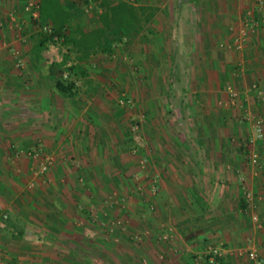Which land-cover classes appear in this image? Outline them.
Instances as JSON below:
<instances>
[{
    "label": "crops",
    "instance_id": "0c3cea01",
    "mask_svg": "<svg viewBox=\"0 0 264 264\" xmlns=\"http://www.w3.org/2000/svg\"><path fill=\"white\" fill-rule=\"evenodd\" d=\"M27 1L0 0V264H108L102 256L112 264H208L210 244L226 249L224 264H257L239 255V249L256 250L264 264V168L253 165L240 146L253 131L252 120L241 119L239 108L229 103L230 87L250 114L264 110V102L249 89L252 83L264 87V24L243 49L229 47L247 10L256 9L254 0H135L155 8L135 38L142 35L145 43L131 49L133 66L140 68L133 74L137 79L131 94L148 117L140 126L149 150L145 179L151 195L133 204L135 216L144 218L132 221L130 229L150 233L134 249L112 254L90 228L93 223L107 228L101 220L104 197L112 198L116 189L98 191L103 198L95 210L86 200L96 194L71 185L79 178L112 183L124 174L137 175L140 160L131 148L138 141L132 136L124 151L123 129L129 119L133 125L139 118H129L118 105L113 87L128 72L104 53L82 62L71 54L67 65L78 62L85 73L70 75L74 94H61L55 84L67 47L50 42L37 49L44 25L24 10ZM80 6L85 10V3ZM11 10L22 23L21 34L9 18ZM87 14L83 22L92 28ZM13 49L20 52L21 67ZM170 67L181 68L174 82L180 88L175 96L183 103L174 110L183 122L176 124L169 118L159 123L169 111L164 102L157 105L167 96L164 84L159 92L157 84L171 81ZM160 70L164 78H158ZM187 114L190 123L185 122ZM170 129L176 133L168 134ZM38 146L53 157L44 174L35 173L37 164L26 154ZM260 150L264 152V143ZM157 180L159 186L152 183ZM144 201L154 208L147 215ZM161 228L175 235L170 244L165 242L169 246L157 243Z\"/></svg>",
    "mask_w": 264,
    "mask_h": 264
},
{
    "label": "rangeland",
    "instance_id": "374dc122",
    "mask_svg": "<svg viewBox=\"0 0 264 264\" xmlns=\"http://www.w3.org/2000/svg\"><path fill=\"white\" fill-rule=\"evenodd\" d=\"M79 4H84L86 5V2L84 0H78ZM132 2H135V0H130ZM88 3V2H87ZM93 8H95V4L92 3ZM175 38H177L175 36ZM138 41V42H137ZM137 41L133 38V40L130 43H123V44H117L115 45V48L117 49L114 54L112 55H107V59L113 60L116 63H118V65L122 68V70H125V72L127 71V75L126 78L122 77L121 81L119 82V80L115 79V83L113 85V87L115 88V92L117 93V103L118 105L122 106L123 109H125L127 112H129V118L133 117V116H138V118H141V122L142 124H146L147 122H145V120H148L147 115L144 113V106H139V104L141 103L140 101H136V98L133 94H131V86L132 84L135 83L134 80L137 79V77L133 78V74L136 75L138 74L140 71V68H134V60L132 61V59H134V53L133 51H131V49H133V46L135 45V43H137V46L139 47L140 44L145 43V39L142 37V35L139 36V38L137 39ZM59 44L62 45L61 42H59ZM134 44V45H133ZM223 44V43H222ZM219 44V46L222 48L224 46V44ZM188 46V45H187ZM225 47V46H224ZM119 48V49H118ZM186 48V47H185ZM177 52V51H176ZM179 52V51H178ZM186 52V51H185ZM74 56V54H73ZM170 69V70H169ZM169 69H167V73L170 75L171 81H168V84H166L165 82H159L157 85L158 87H156V89L158 88V92L161 91V84H164V87L162 90L165 91L166 95L170 97V99L164 98L163 101H159V103L157 102L158 107L160 108L162 102H164V107L169 111V114L164 115L163 118L161 119L159 117V123L167 122L169 119V121L171 122L170 124H173L178 121L183 122L181 119H179V117H181V115L176 114L174 108H178L179 109V105L182 106L183 103V99H178L175 94H178V92L180 91L179 85L174 82L176 80V75L177 73H181V68H176V67H170ZM178 70V72H177ZM131 71H134L133 73ZM138 73H136V72ZM184 71L186 73H189L188 69L184 68ZM131 72V73H130ZM163 72H161L160 70V75H158V78H164L162 75ZM192 73V72H191ZM165 77L167 75H164ZM111 78V77H110ZM108 78V80L110 79ZM133 80L134 82H130ZM112 81V78H111ZM140 88L141 90H144L142 87L145 88V83H140ZM184 84H190L189 81L187 83ZM181 85V84H180ZM112 86V85H111ZM138 89V92L140 91ZM155 89V92H156ZM144 92V91H142ZM122 94H124L127 98H129L131 100L130 103H125L123 105L119 104V98L122 96ZM175 96V97H174ZM178 96V95H177ZM167 105V106H165ZM137 106V107H136ZM219 106V105H218ZM141 109V111L137 110ZM220 107V106H219ZM174 110V111H173ZM137 113H136V112ZM135 114V115H134ZM186 114V113H185ZM186 116V120L185 122H192V119H188L191 115L187 114ZM183 117V116H182ZM169 118V119H168ZM127 124V128L123 129V135L125 136L126 140H128V138H132V136L136 135L138 144L133 145L134 147H132L131 149H134L135 153L137 152V156L138 157V163H139V171L137 172V175H133V177H128V175H122L121 179L117 180V182L112 181L109 182L107 180H94L95 183H92L91 181H87L85 179L83 180H79L76 181V183L74 182L73 185H71V187H76V188H82L81 190H83V188H90V191L94 192L96 195L90 199V201L86 200V202L90 203L92 206H94V209L96 210L98 207L101 206V201L99 199L103 198V195H99L98 191L106 193L108 191H110V188H112V190L116 189V194L112 195V198L110 199L109 196L110 195H106L104 197V199H106V204L107 206H104V210L106 211V215L104 219H101L104 223H109L112 220L115 219H120L123 224L125 225V229L124 230H119L116 229L113 232H109V230L107 228H102L104 227V225L101 227V229L97 226V223H93V225L91 226V234L92 236H100V243L103 245L105 244V248H107V250H109L111 252V254L113 252H117L118 250H131L130 248L134 249V246H138L140 245V242H142L146 236L149 235V233H145L144 229L142 230H138V231H134V229H130V224L132 223V221H140L141 219H143L144 217L142 215H138L135 216V214L132 211V206L133 204H135V202L141 199H144L147 196L151 195L150 192V182H148V179H145L146 177V171L148 169L147 165L150 166L149 163V150H146V136H145V132L142 127L139 128L138 132L133 131L130 127H132V119H129ZM184 122V123H185ZM131 124V125H130ZM172 127V126H171ZM171 131L168 133L172 135V133H176L175 129H170ZM235 135V134H234ZM177 137V136H176ZM48 153V152H46ZM50 154V153H49ZM243 154L245 155V152H243ZM144 160L143 162L141 160ZM77 164V163H76ZM73 165H75V163H73ZM76 166V165H75ZM107 167V166H106ZM108 168V167H107ZM106 168V169H107ZM108 170V169H107ZM149 171V170H148ZM124 170L120 173L123 174ZM107 173V172H106ZM144 176V177H142ZM99 181V182H97ZM153 184H157V186H159L158 180L156 182H152ZM132 184V187H130V185ZM96 185H98V188L96 187ZM137 186H139L137 188ZM110 187V188H109ZM143 189V192L141 193L140 191ZM118 199V201L114 200V199ZM103 202V201H102ZM143 204H146L143 206L144 209H142V212L145 213V215H147L148 212V208L150 209V211H154V208H151L150 206V201L149 202H143ZM115 212V213H113ZM131 214V215H130ZM133 219V220H132ZM108 221V222H107ZM100 222V221H99ZM139 222V224H141ZM164 228V227H163ZM161 228V230L159 231V233L155 236L157 243L159 245V247L163 246V245H168L165 243V241L161 240L159 237L165 233L167 230ZM141 229V228H139ZM150 231V230H149ZM174 233H173V238H174ZM170 244V242H169ZM169 246V245H168ZM94 251L96 252V254L98 255H103L102 251H99V249L94 248ZM102 258H104V261H107L108 264H112V260H110L108 257L106 256H102ZM95 262V261H93ZM96 264V263H95Z\"/></svg>",
    "mask_w": 264,
    "mask_h": 264
},
{
    "label": "trees",
    "instance_id": "16d2710c",
    "mask_svg": "<svg viewBox=\"0 0 264 264\" xmlns=\"http://www.w3.org/2000/svg\"><path fill=\"white\" fill-rule=\"evenodd\" d=\"M84 1L95 3V8L88 11L91 13L90 20L95 24L92 28L85 26L82 17L88 15L87 11L75 0H39L40 22L48 25L51 31L40 33L37 49L41 51L50 42H61L67 47L61 62L64 67L55 84L57 90L67 96L74 94L75 83L70 75L85 73L78 62L87 60L92 54H114L115 45L130 43L145 30L155 10L152 6L130 0ZM71 54L78 62L67 65ZM64 72H67L66 77ZM126 143L128 146L124 151L130 148L131 138ZM207 259L206 255L208 263Z\"/></svg>",
    "mask_w": 264,
    "mask_h": 264
},
{
    "label": "built area",
    "instance_id": "2783aa9c",
    "mask_svg": "<svg viewBox=\"0 0 264 264\" xmlns=\"http://www.w3.org/2000/svg\"><path fill=\"white\" fill-rule=\"evenodd\" d=\"M256 9L247 10L246 14L243 17L242 24L240 27L234 30V35L232 36V40L229 44V47H232L237 50H241L244 48L245 43L247 42L249 36L252 33H255L261 24H264V0H254ZM93 7L92 2H88L85 7V11L91 10ZM24 10L30 14V16L34 19L39 18V0H28L24 5ZM260 12V17H256V12ZM9 18L13 22L14 27L17 29L19 34L22 31V23L17 20V12L16 10H11L9 12ZM44 31H51V28L48 25H44ZM233 30V28H231ZM13 54L16 57V65L22 66L23 60L20 56V52L17 49H13ZM67 76V72H64V77ZM252 92H254L255 97L264 102V87L258 85L257 83H252L249 88ZM119 104L123 105L126 102L130 103L131 100L127 98L124 94L119 98ZM229 103L231 106H235L240 110V118L244 120H252L253 122V131L245 136L240 142V146L244 149V152L247 154L249 161L257 166L264 168V152H261L260 146L264 143V110L260 115L253 116L245 109L243 100L239 92L233 88L229 87ZM141 122V118H139L138 123L132 125V130L138 132ZM26 154L33 158L37 164L35 167L36 174H44L46 173L53 164V157L46 153L41 147L31 148L26 150ZM144 161L143 159L141 160ZM77 166L76 162H74ZM81 181L82 178H79ZM156 189V187H155ZM248 197L250 195L248 194ZM111 199V198H110ZM118 201V199H114ZM119 202V201H118ZM106 215V213L104 214ZM97 216L96 214L94 215ZM254 219H257V216H253ZM119 229L124 230L125 225L120 219L112 220L107 223V229L109 232H113L114 230ZM161 240L165 242H169L173 238V232L171 229H168L165 233H163L160 237ZM226 249L220 245H208L206 249V254L208 256L209 264H224V257L226 254ZM239 255L245 254L248 258L256 261L257 264H262V259L259 257V254L254 249H239Z\"/></svg>",
    "mask_w": 264,
    "mask_h": 264
}]
</instances>
